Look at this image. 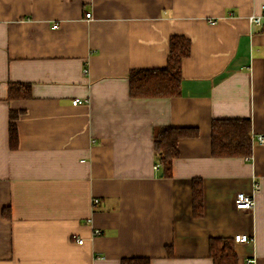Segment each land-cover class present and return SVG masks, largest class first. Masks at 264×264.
I'll use <instances>...</instances> for the list:
<instances>
[{"label": "crops", "instance_id": "1", "mask_svg": "<svg viewBox=\"0 0 264 264\" xmlns=\"http://www.w3.org/2000/svg\"><path fill=\"white\" fill-rule=\"evenodd\" d=\"M263 7L0 0V264H213L211 237L233 238L239 264H264V143L253 140L250 159L211 155L214 118L249 117L252 136L264 134V17L249 21ZM173 34L191 40L181 95L132 97L130 71L164 66ZM11 83H29L31 96L10 97ZM163 125L200 129L180 140L170 177L155 167ZM240 192L253 209L237 208Z\"/></svg>", "mask_w": 264, "mask_h": 264}, {"label": "trees", "instance_id": "2", "mask_svg": "<svg viewBox=\"0 0 264 264\" xmlns=\"http://www.w3.org/2000/svg\"><path fill=\"white\" fill-rule=\"evenodd\" d=\"M191 54V40L185 35L173 34L169 42V54L164 66L134 68L129 74V92L134 98L176 97L182 93L183 60ZM9 96L29 98V83H11ZM18 112L11 113L9 127L10 145L17 148L19 133L16 124ZM200 136L197 126H159L154 133V150L162 176L173 174L174 160L180 156L179 144L183 138ZM252 121L249 117L214 118L211 125V155L214 157H243L253 154ZM193 213H204V186L201 178L192 182ZM209 254L213 264H239L235 243L231 237H211ZM121 264H151L148 257L124 258Z\"/></svg>", "mask_w": 264, "mask_h": 264}, {"label": "built area", "instance_id": "3", "mask_svg": "<svg viewBox=\"0 0 264 264\" xmlns=\"http://www.w3.org/2000/svg\"><path fill=\"white\" fill-rule=\"evenodd\" d=\"M231 15L234 14V12L230 13ZM87 17L90 18L91 17V13H87ZM264 17V7H263V13L262 14H251L249 16V21L251 24H261L262 23V19ZM216 21V20H215ZM54 27H57V25H54ZM85 72H87V69L85 68ZM82 100L77 98L75 100H73V104H79L81 103ZM253 140L258 142V143H264V134H257L253 136ZM156 168L160 167V164L157 163L155 165ZM258 187V185H255V188ZM99 199L95 198L94 199V203H98ZM235 204L237 206V208L239 209H253L254 204H255V200H254V195L253 194H249V193H244V192H240L237 194L236 198H235ZM95 234H99L100 233V229H95L94 230ZM236 240H241V241H249L250 237L247 234H239L235 236ZM84 240L82 238H78V242L82 243ZM249 261H252V259H249Z\"/></svg>", "mask_w": 264, "mask_h": 264}]
</instances>
